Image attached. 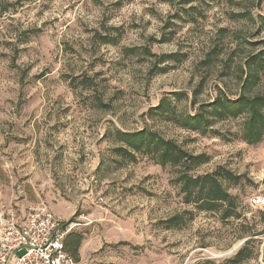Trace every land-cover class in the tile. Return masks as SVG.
Instances as JSON below:
<instances>
[{
	"label": "rangeland",
	"instance_id": "obj_1",
	"mask_svg": "<svg viewBox=\"0 0 264 264\" xmlns=\"http://www.w3.org/2000/svg\"><path fill=\"white\" fill-rule=\"evenodd\" d=\"M259 15L264 0H0V205L22 214L43 204L73 223L80 247H99L79 264H230L247 240L241 264H264V206L249 205L264 197V140L238 138L241 119L201 135L146 116L200 82V102L217 89L235 97L243 58L264 42ZM126 48L182 61L157 74L155 57ZM142 128L208 157L194 176L230 171L236 182H221L238 218L183 203L176 168L146 157L118 166L111 132ZM185 212V226L163 227Z\"/></svg>",
	"mask_w": 264,
	"mask_h": 264
},
{
	"label": "trees",
	"instance_id": "obj_2",
	"mask_svg": "<svg viewBox=\"0 0 264 264\" xmlns=\"http://www.w3.org/2000/svg\"><path fill=\"white\" fill-rule=\"evenodd\" d=\"M163 1L168 2L169 0ZM195 1L184 0V4H191ZM225 1L236 5V0ZM244 14L239 13L234 16L235 18H244ZM256 20L258 32L262 31L264 16L259 15ZM102 40L103 43L112 42L106 37H103ZM243 41L248 46H256L245 39ZM260 44L258 49H253L242 60L239 75L240 88L235 97H230L224 91L217 89L214 98L207 102H200L198 98L204 90V85L200 82L190 94L179 91L162 97L156 106L147 110L146 116L201 135L209 133L212 127L219 122L241 119L238 138L248 145L261 143L264 140V92L256 91L264 77V42ZM124 53L127 56L141 54L146 57H155L154 68H159L157 74L165 73L167 69L165 66L157 67V65L165 64L168 61L176 63L182 61L176 53L157 56L148 49H142L138 53L137 48H126ZM85 85L87 86V83ZM183 103L192 109L191 112L178 108ZM110 137L114 144L112 151L119 159L118 166L136 163L139 157H146L161 168L167 166L176 168L178 171L175 183L179 187L183 203L192 204L196 210L201 212H218L222 221L238 218L235 199L223 188L221 182V179L236 182L237 178L230 171L218 169L210 174L198 176L191 174L192 171L208 161V157L205 155H193L184 150L176 141L166 139L148 128L135 131L114 129ZM192 218V212H185L175 214L162 224L168 230L179 229ZM82 240V235L69 233L64 241L65 251L76 263L79 261V248ZM247 244H249L248 240L244 243V247L239 249L229 260L230 264H241L252 259V251L247 249Z\"/></svg>",
	"mask_w": 264,
	"mask_h": 264
},
{
	"label": "built area",
	"instance_id": "obj_3",
	"mask_svg": "<svg viewBox=\"0 0 264 264\" xmlns=\"http://www.w3.org/2000/svg\"><path fill=\"white\" fill-rule=\"evenodd\" d=\"M249 205L263 207L264 197L250 199ZM73 228L43 204L22 214L0 205V264H78L64 247Z\"/></svg>",
	"mask_w": 264,
	"mask_h": 264
},
{
	"label": "crops",
	"instance_id": "obj_4",
	"mask_svg": "<svg viewBox=\"0 0 264 264\" xmlns=\"http://www.w3.org/2000/svg\"><path fill=\"white\" fill-rule=\"evenodd\" d=\"M97 248H99V247H90V248H88V247H80L79 248V257L82 258V259H83V257H85V255H83L84 250H86V249L94 250V249H97Z\"/></svg>",
	"mask_w": 264,
	"mask_h": 264
}]
</instances>
